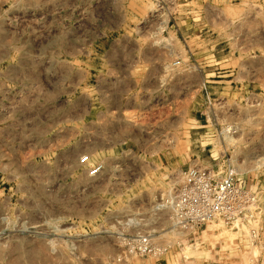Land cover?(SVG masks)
Listing matches in <instances>:
<instances>
[{"label": "rangeland", "instance_id": "rangeland-1", "mask_svg": "<svg viewBox=\"0 0 264 264\" xmlns=\"http://www.w3.org/2000/svg\"><path fill=\"white\" fill-rule=\"evenodd\" d=\"M229 165L264 243V0H0V264H264L156 207Z\"/></svg>", "mask_w": 264, "mask_h": 264}, {"label": "built area", "instance_id": "built-area-1", "mask_svg": "<svg viewBox=\"0 0 264 264\" xmlns=\"http://www.w3.org/2000/svg\"><path fill=\"white\" fill-rule=\"evenodd\" d=\"M86 161L82 158L81 162ZM99 166L88 170L94 176ZM169 196L162 200L172 227L180 231L194 230L213 220L226 225L248 227L251 246L264 245L255 227L261 215L260 197L246 183L238 180L236 169L229 165L223 171L191 167L182 180L174 186ZM164 251L155 246L148 235L130 239V255L156 256Z\"/></svg>", "mask_w": 264, "mask_h": 264}, {"label": "bare ground", "instance_id": "bare-ground-1", "mask_svg": "<svg viewBox=\"0 0 264 264\" xmlns=\"http://www.w3.org/2000/svg\"><path fill=\"white\" fill-rule=\"evenodd\" d=\"M226 131L228 132V130H226ZM227 134H228V133H227ZM227 138L230 139L231 137L227 135ZM230 140H231V139H230ZM235 169H236V168H235ZM159 193H161L160 190L154 189V190H152V191L149 193V196L151 197L152 195H155V194L158 195ZM152 197H153V196H152ZM155 197H156V196H155ZM155 197H154V198H155ZM155 199H156V198H155ZM162 206H163L162 204H157V205H156V207H159L160 209L162 208ZM162 209H164V206H163ZM27 229H28L29 231L32 232L33 230H35V227L30 226V227H27ZM36 229H37V228H36ZM25 230H26V229H25ZM229 240H230V239H229ZM229 240H228V241H229ZM229 242H230V241H229ZM221 247H222V246H221ZM225 247H226V246H225ZM222 248H223V247H222Z\"/></svg>", "mask_w": 264, "mask_h": 264}]
</instances>
